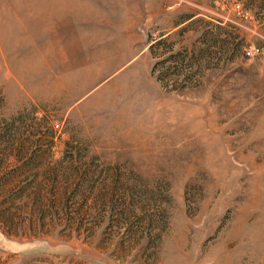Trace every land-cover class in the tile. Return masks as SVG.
Returning <instances> with one entry per match:
<instances>
[{
  "label": "rangeland",
  "instance_id": "1",
  "mask_svg": "<svg viewBox=\"0 0 264 264\" xmlns=\"http://www.w3.org/2000/svg\"><path fill=\"white\" fill-rule=\"evenodd\" d=\"M42 1L73 38L0 20V264H264V0Z\"/></svg>",
  "mask_w": 264,
  "mask_h": 264
},
{
  "label": "crops",
  "instance_id": "2",
  "mask_svg": "<svg viewBox=\"0 0 264 264\" xmlns=\"http://www.w3.org/2000/svg\"><path fill=\"white\" fill-rule=\"evenodd\" d=\"M42 1V0H41ZM40 0H23L21 3H23L25 5V7L22 5V7L20 8V11H14L13 9H11V12L8 14L9 17L4 13L2 19L0 18V20L3 21L2 26L6 27L7 22H9L10 24V33L14 34L20 30H25V38L24 42H21V45H34V46H40V45H54V44H58L59 41H55V39H57L56 34L61 37L62 39L65 38H73L74 36V28L72 26H70V28L68 27L69 25L66 23V21H63L62 24L60 25H49L47 27H35L33 26L35 24V22H41L43 20V18L47 17L48 13L46 15L42 14L40 15L39 18L37 17H33L30 13L25 12L23 13L22 11L24 9H35V8H40L42 7L43 4H40L41 2ZM60 0H52V2L57 5L58 2ZM63 3L64 0H61ZM4 2L5 0L0 1V7H2L4 9ZM43 2V1H42ZM67 4V3H66ZM65 4V6H66ZM46 5H50L49 3H46ZM64 6V4H63ZM32 13V12H31ZM52 13H56L51 12L49 14L52 15ZM41 14V13H39ZM37 15V14H36ZM53 17L50 16L48 20H51ZM66 20V18L64 19ZM60 26V27H58ZM56 32V33H54ZM27 34V35H26ZM26 36H28L26 38ZM37 40V41H31V40ZM40 40V41H39ZM47 40V41H44ZM52 40V41H51Z\"/></svg>",
  "mask_w": 264,
  "mask_h": 264
},
{
  "label": "trees",
  "instance_id": "3",
  "mask_svg": "<svg viewBox=\"0 0 264 264\" xmlns=\"http://www.w3.org/2000/svg\"><path fill=\"white\" fill-rule=\"evenodd\" d=\"M158 44H160V43H158ZM154 44L153 45H150L149 46V52L151 53L152 52V50L154 49ZM175 57V56H174ZM174 57L172 56V57H170L169 59H164V60H162V61H160V64H165L166 62H168L169 60H173L174 61ZM181 65H183L182 63L180 64V66ZM174 70H173V72H172V75L173 76H176V77H178L179 76V72H180V69L182 68V69H185L186 67H183V66H181V68L180 67H177V66H174ZM171 69H172V67H171ZM153 75V68H152V70H151V76ZM167 76L168 75H166V78H167ZM192 76H188V77H186L185 78V83H188V82H191L192 81ZM161 81V80H160ZM165 81V80H164Z\"/></svg>",
  "mask_w": 264,
  "mask_h": 264
},
{
  "label": "built area",
  "instance_id": "4",
  "mask_svg": "<svg viewBox=\"0 0 264 264\" xmlns=\"http://www.w3.org/2000/svg\"><path fill=\"white\" fill-rule=\"evenodd\" d=\"M57 128V127H56Z\"/></svg>",
  "mask_w": 264,
  "mask_h": 264
}]
</instances>
